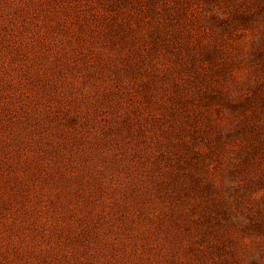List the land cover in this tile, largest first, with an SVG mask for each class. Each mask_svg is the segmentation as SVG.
Instances as JSON below:
<instances>
[{"label":"rangeland","instance_id":"rangeland-1","mask_svg":"<svg viewBox=\"0 0 264 264\" xmlns=\"http://www.w3.org/2000/svg\"><path fill=\"white\" fill-rule=\"evenodd\" d=\"M0 264H264V0H0Z\"/></svg>","mask_w":264,"mask_h":264}]
</instances>
